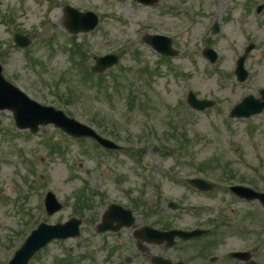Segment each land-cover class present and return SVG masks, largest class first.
Returning <instances> with one entry per match:
<instances>
[{
    "label": "rangeland",
    "instance_id": "1",
    "mask_svg": "<svg viewBox=\"0 0 264 264\" xmlns=\"http://www.w3.org/2000/svg\"><path fill=\"white\" fill-rule=\"evenodd\" d=\"M262 3L0 0V58L7 79L123 146V151L110 153L90 138L75 139L53 125L32 134L17 128L11 111H0V264L13 254L8 247L18 232L26 235L34 226L32 219L59 222L85 214L93 223L111 201L128 200L126 189L134 195L146 191L152 168L186 171L178 163L190 157L195 165L189 171L203 165L221 186L248 179L263 189L264 111L245 119L229 116L235 103L248 94L260 96L264 88V8L256 12ZM66 4L97 11L100 25L90 33H68ZM215 22L221 27L218 34L213 33ZM18 31L31 37L28 48L15 45ZM147 33L169 35L180 55L163 58L143 40ZM251 42L256 48L246 62L250 76L242 83L234 69ZM208 44L219 52L216 64L202 55ZM108 52L118 53L120 64L93 73L95 57ZM190 89L216 100L215 106L193 109L187 104ZM183 136L187 140L180 146ZM142 147L145 152L139 151ZM164 185L168 195L193 196L182 185ZM48 190L64 204L53 216L45 211ZM86 235L87 248L81 249L84 243L76 239L56 242L41 263L61 264L70 258L103 264L112 248L107 264L137 254L135 246L126 249L123 242L133 245L129 232L101 235L92 228Z\"/></svg>",
    "mask_w": 264,
    "mask_h": 264
},
{
    "label": "flooded vegetation",
    "instance_id": "2",
    "mask_svg": "<svg viewBox=\"0 0 264 264\" xmlns=\"http://www.w3.org/2000/svg\"><path fill=\"white\" fill-rule=\"evenodd\" d=\"M162 168H152V174L155 176H151L152 180L148 181L146 191L136 195L126 191L130 194L133 226L123 227L116 233L105 232L108 235L129 232L132 236L133 245L128 244L126 239H123V242L127 244L126 249L135 246L138 255H129L124 262L121 259L119 264H264V203L260 199L256 196L247 199L235 193L231 185L197 187L190 184L195 172L168 173ZM203 172L213 176L207 169ZM164 181L182 185L193 196L186 199L184 195H178V198L172 194L168 195ZM249 184L256 192H264L257 183ZM101 216L102 214L93 220V223L88 219V215L78 216L82 222V235L74 239L84 243L81 249L90 245V241L85 239L86 233L92 228L97 231ZM149 226L168 231L169 234L160 239L148 240L146 234H142L140 230ZM195 227L209 231L191 237L183 234L184 231H194ZM230 238L235 240L225 248V242ZM56 242L60 241H53L51 244ZM47 249L38 252L28 264H46L41 262L45 259L43 254ZM114 249L109 252L110 257ZM235 252L239 254L235 255ZM110 257L103 261V264L109 263L112 259ZM80 262L61 264H81Z\"/></svg>",
    "mask_w": 264,
    "mask_h": 264
},
{
    "label": "water",
    "instance_id": "3",
    "mask_svg": "<svg viewBox=\"0 0 264 264\" xmlns=\"http://www.w3.org/2000/svg\"><path fill=\"white\" fill-rule=\"evenodd\" d=\"M145 4H153L158 2V0H138ZM264 5L258 8V12L262 10ZM66 27L72 33L88 32L96 28L99 23V15L94 12H81L75 7L66 6ZM219 31L218 24L215 25V32ZM15 42L17 45L22 47H28L30 44V38L27 36L17 33L15 35ZM145 41L151 44L158 52L166 55L175 56L178 51L172 48V40L166 35H148L145 37ZM254 43L247 47L246 52L239 58L238 65L236 68V73L240 81L245 80L248 77V70L245 69L246 56L249 52L253 50ZM205 56L210 59V61L215 62L217 59V53L211 49H204ZM119 58L115 54H108L106 56L97 57L96 65L93 67V71L102 72L109 67L117 64ZM262 98H257L253 95H248L244 98L241 103H238L230 113V116L239 117H250L253 114L262 112L264 110V89L261 90ZM188 101L191 106L200 110L211 107L214 104L213 100L198 99L197 95L193 91L189 92ZM0 109L12 110L15 114L16 124L19 128H30L32 132H37L41 125L44 124H56L61 127L66 133L73 135L74 137H93L99 143L112 148L117 147V144L113 141H109L99 135L94 131L93 128L87 126L79 121L74 120L69 117L65 112L56 109L52 106L42 105L35 100H31L29 96L15 87L10 81H7L3 75L2 64L0 62ZM192 183L197 186L209 185L202 180H192ZM235 190L240 191V193L246 197L252 196V190L245 187H237ZM262 201L264 202V194H260ZM47 210L50 214L55 213L59 210L61 204L56 200L53 193H48L47 198ZM118 224H115V222ZM132 213L130 210H125L122 207L114 204L103 216V221L99 224V230L104 232L105 230H117L124 225H132L133 222ZM80 223L77 220L72 219L66 224L60 225H47L42 223L40 227L30 235L27 242L20 249L9 264H20V261L28 259L39 249L41 246L49 242L53 238L69 237L71 235L78 234ZM142 234H147L149 231L147 228L140 230ZM199 231L198 233H200ZM158 236L150 234L154 237H163L161 231H158ZM194 233V232H193ZM190 233V235H193ZM202 233V232H201Z\"/></svg>",
    "mask_w": 264,
    "mask_h": 264
}]
</instances>
